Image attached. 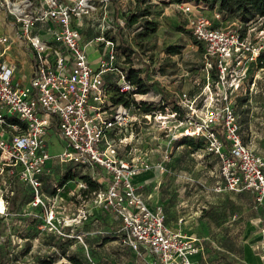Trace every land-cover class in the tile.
Returning <instances> with one entry per match:
<instances>
[{"label":"built area","instance_id":"built-area-1","mask_svg":"<svg viewBox=\"0 0 264 264\" xmlns=\"http://www.w3.org/2000/svg\"><path fill=\"white\" fill-rule=\"evenodd\" d=\"M176 5L189 15L188 28L194 43L203 49L207 74L213 78L216 71L213 84L217 92H210L212 96L205 99L202 108L197 106L198 97L182 95L178 104L186 114L180 118L171 106L168 116L176 125L170 127L164 121L162 126L178 130L173 132L178 140L194 137L204 141L206 152L220 164L222 183L216 191H250L256 206H264V158L245 143L235 104L246 81L255 86L263 79L259 72L264 67L258 61L264 55V42L257 39L264 28L253 40L250 23L221 26V14L210 16L204 4ZM0 6L7 14L6 19L0 16V230L14 216L27 215L39 223L41 233L69 238L71 221L57 215L49 203L58 198L64 186L57 187L54 195L47 194L44 179L52 172V161L71 163L74 170L100 183L95 170L108 174L95 202L118 217L133 249H148L160 264H198L193 260L199 249L197 239L171 230L164 209L151 208L135 184L137 175L155 167L164 173L171 152L163 151L156 163L147 156H121L123 141L119 136L140 124L135 102L152 103L155 99L145 98L151 90L136 92L137 87L120 70L118 42L112 38L115 28L105 27L98 5L92 0H0ZM87 19L98 35L85 42L82 28ZM119 23L124 24L122 20ZM7 28L15 31L32 54L28 84L16 80L17 65L5 59L13 41ZM90 44H97L105 54L96 67L87 51ZM108 74L115 76L112 82L119 94L128 98L127 104L111 100ZM142 115L152 117L151 113ZM52 132H59L66 142L58 155L50 151L48 137ZM80 181L86 187L84 180ZM19 184L29 189L31 198L26 209L13 210L12 199ZM77 238L83 241L82 235Z\"/></svg>","mask_w":264,"mask_h":264},{"label":"rangeland","instance_id":"rangeland-1","mask_svg":"<svg viewBox=\"0 0 264 264\" xmlns=\"http://www.w3.org/2000/svg\"><path fill=\"white\" fill-rule=\"evenodd\" d=\"M92 1L102 11L105 27H114L117 41L120 38L125 42L122 50L126 60H119L121 68L140 71L144 84L152 91L145 98L155 99L151 111L157 116L151 112L149 119L138 113L140 124L119 136L123 141L119 146L121 156H160L166 149L171 152L166 170L148 190L152 204L161 200L174 212L178 205L177 213L186 218L203 207H222L211 200L217 182L221 184L218 160L205 149H195L174 138L173 132L178 133V130L171 131L162 126L164 121H168L170 127L176 125L168 116L171 106L165 105L166 101H179L186 94L191 99L198 97L197 106L202 108L205 99L217 92L213 78L205 70L203 49L194 43L188 28L189 15L170 0ZM218 12L222 16L218 22L221 26L250 23L253 40L264 28V18L247 16L246 22L239 12H221L219 2L207 11L210 16ZM126 15L127 18L136 16V22L133 17L129 26L126 25ZM0 16L7 18L1 6ZM87 23L91 24L90 20ZM260 38L264 42V34L257 40ZM260 71L259 76L263 79L255 86H248V81L244 83L236 108L247 143L264 151V69ZM19 78H23L22 73ZM160 114L166 118L161 119ZM129 141L135 144L125 146L124 143ZM60 151L59 147L51 150V154L58 155ZM54 167L50 176L44 179L47 194L59 187L65 169L62 165ZM98 171L108 177L101 169ZM82 175H73L72 182L59 192L58 198L49 202L57 215L71 221L68 228L71 236L63 239L41 233L39 223L30 216H14L0 230V236L5 239L0 242V264H47L46 260L51 264H73L71 256H77L83 264H159L148 249L135 250L130 246L128 232L121 221L108 208L95 202L96 193L88 192L83 186ZM26 191L21 184L15 186L19 199L12 204L13 210L26 209ZM78 235L83 236V241L77 238Z\"/></svg>","mask_w":264,"mask_h":264},{"label":"crops","instance_id":"crops-1","mask_svg":"<svg viewBox=\"0 0 264 264\" xmlns=\"http://www.w3.org/2000/svg\"><path fill=\"white\" fill-rule=\"evenodd\" d=\"M102 14V11H100V16ZM87 22L88 19L85 20V25L82 28L85 42L98 35V29H96L95 25L93 27L92 23L88 24ZM7 30L11 32L13 41L5 55V59L17 65L16 80L20 84H28L32 74V54L26 49L24 42L16 36L15 31L10 28H7ZM87 51L95 67L105 57L103 48L97 44L87 46ZM119 60H123V58L120 57L117 60L121 68ZM21 73L23 78H19ZM107 76L110 77L112 75L108 74ZM243 139L257 154L264 158V151L256 150V148L247 143L244 135ZM48 141L50 151L60 147V152H62L66 145L59 132H52L48 137ZM137 142L138 140L135 143ZM135 143H127L125 146H133ZM147 157L152 163H156L162 159V153L160 156L147 154ZM55 165L65 167V169H61V176L67 171H71L74 174H84L81 170H74L71 163H64L63 165L57 161H52L50 163L51 170L55 168ZM98 170L99 168L95 170L94 176L97 179L99 177L102 184L105 185L104 180L106 177ZM162 174L163 172L155 167L137 175L135 184L139 193L142 194L151 208L160 206L164 209L167 217L166 223L171 230L181 231L187 236L197 239L196 245L199 249L193 255L195 262L198 264H264V206H256L255 196L252 192L216 191L215 188L220 184L219 181L211 194V200L215 204L222 205V207H213L211 209L203 207V209L198 210V212L194 211L190 217L186 218L184 214L177 213L178 205H175L176 209L174 212L165 203L160 202L161 200L152 204L148 190L154 186L152 183ZM70 182L72 180L67 182V184Z\"/></svg>","mask_w":264,"mask_h":264},{"label":"trees","instance_id":"trees-1","mask_svg":"<svg viewBox=\"0 0 264 264\" xmlns=\"http://www.w3.org/2000/svg\"><path fill=\"white\" fill-rule=\"evenodd\" d=\"M170 2L176 3V4H182V3L204 4L209 9L213 8V5L216 2H219L221 12H230V13L239 12V13L244 15V19L246 20V22L249 20L247 18V16H249L250 19H252L256 16H260L261 18H264V0H170ZM130 14H128V15H130ZM128 15H126V17H124V19H125L124 21H125V24L129 26V22L132 21L133 17L135 18L134 22H136L137 19H136V16H132V17L127 18ZM112 38H113V40H117L116 36L115 37L113 36ZM117 42H118V45H117L116 49L119 53V58L120 57L123 58L126 56L125 52L122 50V48H125V42L122 41V39H120V38H119V41H117ZM124 60H126V58H124ZM258 62H259L260 67H264V55H262L259 58ZM120 70L125 74L126 79L128 81H130L131 84H133L137 87L136 92L146 93L150 90L149 88H147L148 85L144 84L145 79L140 76V71H137L136 69L131 68V67L128 69L121 68ZM212 76H213V80L217 79V75H216L215 70H213ZM113 78H115L114 75L110 76L107 79L108 80L107 82L110 81V89L113 92V96H112L111 100L114 103L127 104L128 98L126 99L122 95L119 94L115 84L112 82V80H114ZM151 96L152 95H149L148 97H151ZM138 98H140V96ZM239 100H240V97L238 96L236 101L239 102ZM236 101H235V104H237ZM166 103L168 104V106L174 107V110H176L178 112L180 118H183V116L186 114V111L182 107H180V105L178 104V100H174V101L169 100V101H166ZM135 105H136V112H138V113L147 114V113H151V112L153 113L154 112V111H151V109L153 108V106H155V104L148 103V102H140V103L135 102ZM162 108H163V106H162ZM236 112H237V108H236ZM237 114H238V112H237ZM181 140L185 144H188L189 146H191L195 149H201V148L205 149V143L200 138L185 137L183 139H180L179 141H181ZM73 175H76V174L72 173L71 171H67L62 176V178L60 179L59 187H63V186H65V184H67V182L71 181L73 179ZM81 179H83L84 182L86 183V187L88 188L87 189L88 192L97 193L100 189H102L104 187V185L102 183H100L98 180L94 179L91 175H88V174L82 175ZM55 193H56V191L54 189L49 194L54 195ZM30 198H31V193L29 192V189H27L26 197H25L26 203L30 200ZM18 199H19V197H18V195H16V192H15V195L12 199V204L15 203ZM47 235L55 236L54 234H47ZM70 261L73 264H83L82 261L77 256H71ZM46 262H47V264H51L50 260H46Z\"/></svg>","mask_w":264,"mask_h":264},{"label":"bare ground","instance_id":"bare-ground-1","mask_svg":"<svg viewBox=\"0 0 264 264\" xmlns=\"http://www.w3.org/2000/svg\"><path fill=\"white\" fill-rule=\"evenodd\" d=\"M160 118H163V117H160Z\"/></svg>","mask_w":264,"mask_h":264}]
</instances>
